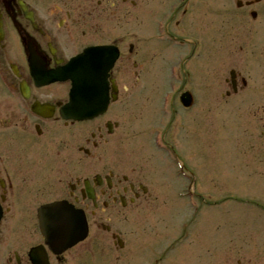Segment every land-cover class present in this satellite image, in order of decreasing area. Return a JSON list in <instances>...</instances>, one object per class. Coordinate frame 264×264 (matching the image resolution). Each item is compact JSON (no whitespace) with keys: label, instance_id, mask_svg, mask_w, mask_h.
Here are the masks:
<instances>
[{"label":"rangeland","instance_id":"rangeland-1","mask_svg":"<svg viewBox=\"0 0 264 264\" xmlns=\"http://www.w3.org/2000/svg\"><path fill=\"white\" fill-rule=\"evenodd\" d=\"M236 2L244 5V0H138L135 7L126 3L127 17L114 20L113 36L122 39L124 52L113 77L123 92L104 117L116 127L110 135L102 132L96 167L141 178L148 194L141 198L156 208L151 216L159 226L155 234L166 238H127L119 219L122 251L66 263L264 264V78L257 75L263 65L246 58L255 45L250 39L253 46L245 45L246 50L242 43L255 29L252 16L239 15L245 7ZM171 4L178 6L169 15L165 11ZM263 4L254 11H263ZM256 25L264 29L263 23ZM230 71L237 89L231 87ZM169 73L178 77V93L161 118L159 97ZM185 91L196 100L188 110L179 102ZM156 128L173 144L171 157L169 149H153ZM88 130L81 127L83 140ZM3 141L2 155L7 151ZM67 143L71 148L77 142ZM81 146L87 148L85 141ZM92 161L82 156L83 177L92 171ZM187 173L193 180V206L175 195L185 183L174 176ZM159 242L175 247L165 256Z\"/></svg>","mask_w":264,"mask_h":264},{"label":"flooded vegetation","instance_id":"flooded-vegetation-1","mask_svg":"<svg viewBox=\"0 0 264 264\" xmlns=\"http://www.w3.org/2000/svg\"><path fill=\"white\" fill-rule=\"evenodd\" d=\"M137 1L0 0V148L5 139L7 150L4 155L0 150V264H30L29 250L42 246L34 212L41 205L60 200L84 212L88 236L62 255L47 254L50 264L122 251L125 245L119 219L127 238H166L155 234L159 226L151 216L156 208L146 204L143 197L148 194L141 178L133 174L127 178L111 170L99 172L96 167L102 132L110 135L116 127L104 117L123 92L113 77L115 66L104 88L108 106L103 113L83 121L64 115L70 82L46 84L37 71L56 70L87 47H115L118 61L123 59L122 39L113 36L112 26L116 17L128 16L126 3L135 7ZM261 1L244 0L238 7H245L239 15L253 18L254 33L242 46L248 50L246 46L255 45L246 58L263 65L257 75L264 78V29L256 25L257 21L264 24V10L257 14L253 9ZM132 50L128 45L129 56ZM240 59L239 64L243 62ZM229 76L231 87L237 89L236 75L230 71ZM163 93L175 97L177 87ZM82 126L89 129L86 140L82 139ZM72 140L77 143L68 148L67 142ZM82 141L87 148L81 146ZM82 156L94 165L86 177L81 175ZM143 204L146 207L138 211ZM97 233L106 237L98 238ZM156 246L161 248L162 244Z\"/></svg>","mask_w":264,"mask_h":264},{"label":"water","instance_id":"water-1","mask_svg":"<svg viewBox=\"0 0 264 264\" xmlns=\"http://www.w3.org/2000/svg\"><path fill=\"white\" fill-rule=\"evenodd\" d=\"M87 51L92 52V50ZM92 55L95 59L93 68L96 69V67H99L97 62L98 54L92 52ZM71 97L73 101L76 98L81 99L85 110L79 113L83 117H91L97 113V108L92 106L94 101L97 102L100 99V94L95 84L88 86L82 83L73 87ZM54 206L51 205L47 210L44 212L41 210L39 213V229L47 244L55 249L53 252H58L81 240L85 235L86 228L84 217L80 211H74L63 206ZM29 260L32 264H47L46 259L38 249H33L29 253Z\"/></svg>","mask_w":264,"mask_h":264},{"label":"bare ground","instance_id":"bare-ground-1","mask_svg":"<svg viewBox=\"0 0 264 264\" xmlns=\"http://www.w3.org/2000/svg\"><path fill=\"white\" fill-rule=\"evenodd\" d=\"M183 2H185V0L183 1ZM159 28H161V27H159ZM162 29H160V31H161ZM163 31H164V29H163ZM163 34H164V32H163ZM118 60V59H117ZM115 63L116 62H114V64H113V66H112V70H113V68H114V66H115ZM111 70V71H112ZM110 73V72H109ZM183 78H185V77H183ZM166 82H167V84H169V85H174L175 84V81L174 80H171V81H168V80H166ZM110 84H111V81L109 82ZM159 89H163V87L162 86H160L159 87ZM160 100H161V97L159 98ZM80 100V99H79ZM195 100V99H194ZM196 101V100H195ZM96 107H97V104L95 103L94 104Z\"/></svg>","mask_w":264,"mask_h":264}]
</instances>
